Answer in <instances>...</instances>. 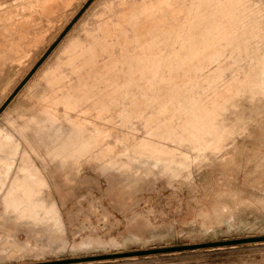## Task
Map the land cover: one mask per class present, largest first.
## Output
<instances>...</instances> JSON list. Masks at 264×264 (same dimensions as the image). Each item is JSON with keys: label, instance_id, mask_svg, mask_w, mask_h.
Returning a JSON list of instances; mask_svg holds the SVG:
<instances>
[{"label": "rangeland", "instance_id": "obj_1", "mask_svg": "<svg viewBox=\"0 0 264 264\" xmlns=\"http://www.w3.org/2000/svg\"><path fill=\"white\" fill-rule=\"evenodd\" d=\"M0 132V264H264V0H0Z\"/></svg>", "mask_w": 264, "mask_h": 264}, {"label": "bare ground", "instance_id": "obj_2", "mask_svg": "<svg viewBox=\"0 0 264 264\" xmlns=\"http://www.w3.org/2000/svg\"><path fill=\"white\" fill-rule=\"evenodd\" d=\"M134 7V6H133ZM1 133V132H0Z\"/></svg>", "mask_w": 264, "mask_h": 264}]
</instances>
